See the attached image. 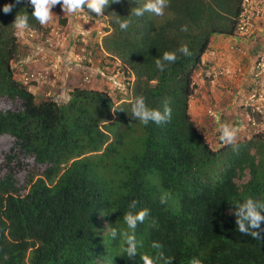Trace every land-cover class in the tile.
Masks as SVG:
<instances>
[{"label": "trees", "instance_id": "16d2710c", "mask_svg": "<svg viewBox=\"0 0 264 264\" xmlns=\"http://www.w3.org/2000/svg\"><path fill=\"white\" fill-rule=\"evenodd\" d=\"M145 2L120 0L101 16L85 11L103 24L100 51L124 71L117 100L75 88L59 104L36 101L16 79V15H29V30L43 26L27 0H0V8L15 5L0 11V264H140L110 236L126 228L133 201L132 211L149 210L137 225L138 251L157 264L160 253L174 264H264V235L241 234L234 214L248 198L264 201V133L237 140V151L220 140L214 149L190 115L193 77L212 37L236 36L244 0H169L162 17L131 15ZM118 19L130 21L126 31ZM170 51L178 59L157 70ZM140 96L153 109L167 104L171 119H132Z\"/></svg>", "mask_w": 264, "mask_h": 264}, {"label": "rangeland", "instance_id": "374dc122", "mask_svg": "<svg viewBox=\"0 0 264 264\" xmlns=\"http://www.w3.org/2000/svg\"><path fill=\"white\" fill-rule=\"evenodd\" d=\"M244 3L246 16L256 11L261 16L250 18L252 28L237 30V41L227 48V61L216 58L215 65L203 64L193 77L196 89L190 99V115L214 149L219 146L222 123L240 129L237 140L264 133V71L256 68L264 59V0ZM51 11L52 20L33 38H18L21 54L13 64L16 79L36 101L51 98L64 104L75 88L106 92L117 100L118 92L126 89V79L120 63L100 51L102 22L90 19L83 23L64 14L59 4Z\"/></svg>", "mask_w": 264, "mask_h": 264}, {"label": "clouds", "instance_id": "9594fccd", "mask_svg": "<svg viewBox=\"0 0 264 264\" xmlns=\"http://www.w3.org/2000/svg\"><path fill=\"white\" fill-rule=\"evenodd\" d=\"M17 3L20 0H16ZM120 0H27V4L33 8L31 17L38 22L39 25H47L53 17L51 11L57 4L60 5L63 13H67L72 16H77L83 11L87 10V13H95L96 16L101 14L110 7L113 3H119ZM169 0H146L140 7L133 9L131 15L135 17H142L145 12L154 14L155 16L162 17L165 14V9L168 7ZM14 4H5L0 8L4 14L12 12ZM121 31H126L129 27L130 21L127 19L117 20ZM15 29L19 30L21 34L24 30L30 28L29 15L17 14L12 24ZM182 31H187V26H181ZM77 31L84 35L85 31L77 29ZM178 51L185 55H191V52L187 45H182ZM178 59L175 51L164 52L163 55L155 61L157 70L163 72L168 64L174 63ZM172 109L165 104L163 111L148 107L145 98L143 96L137 97L132 103L131 118L139 120L144 125H149L150 122L160 125L171 119ZM240 129L236 126H232L226 123H222L219 126V140L222 143L232 145L233 151H237L239 145L237 144V135ZM167 197L161 196L160 202L166 203ZM130 210L124 215V224L126 228L123 230L113 228L110 231L112 239L121 237L124 241V252L129 259H136L139 256L140 264H157L156 259L148 254L139 253L138 249L141 246V242L137 240L136 229L138 224H142L145 218L149 215V210L144 208L138 211H132L136 208V202L133 201L129 205ZM236 216V229L241 234L249 235L254 239H261L264 235V227H261V222L264 221V201L254 198H248L244 202L235 205ZM153 248H159L158 242H153ZM160 260L162 264H174V257H164L163 253H160ZM192 264H202L199 259H194Z\"/></svg>", "mask_w": 264, "mask_h": 264}, {"label": "built area", "instance_id": "2783aa9c", "mask_svg": "<svg viewBox=\"0 0 264 264\" xmlns=\"http://www.w3.org/2000/svg\"><path fill=\"white\" fill-rule=\"evenodd\" d=\"M244 5H245V3H244ZM243 11L244 12H242L240 19H239V24H238V30L239 31L248 30V29L252 28L253 24H252L250 18L253 16H256V18L258 19L261 16V11H256L255 13L251 14L250 16H246L245 10H243ZM75 17H77V19L83 23H89L90 22V17L85 11L81 12L80 14H78ZM36 32H38V31L26 29L21 34V32L18 30V31H16V35L18 38L19 37L25 38L26 36H27V38L28 37L33 38L34 35L36 34ZM256 68L261 72L264 71V59L263 58H261V60L257 63Z\"/></svg>", "mask_w": 264, "mask_h": 264}, {"label": "crops", "instance_id": "0c3cea01", "mask_svg": "<svg viewBox=\"0 0 264 264\" xmlns=\"http://www.w3.org/2000/svg\"><path fill=\"white\" fill-rule=\"evenodd\" d=\"M233 41H237L234 37H223V36H214L211 39L210 48L203 57V64L205 67L215 65V59L218 58L221 62L227 61L226 57H229L227 53V48L229 44ZM210 55V56H209ZM214 55V57H212ZM224 58H223V57ZM213 59L209 60V59ZM229 60V59H228ZM206 63H208L206 65Z\"/></svg>", "mask_w": 264, "mask_h": 264}]
</instances>
